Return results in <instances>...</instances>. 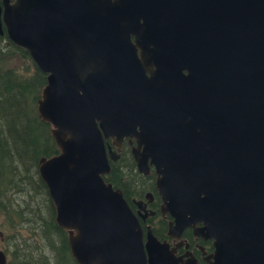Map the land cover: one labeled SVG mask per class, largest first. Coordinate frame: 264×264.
<instances>
[{
    "label": "water",
    "instance_id": "obj_1",
    "mask_svg": "<svg viewBox=\"0 0 264 264\" xmlns=\"http://www.w3.org/2000/svg\"><path fill=\"white\" fill-rule=\"evenodd\" d=\"M3 30L47 76L38 112L60 152L39 174L78 264H178L104 181V141L133 137L172 238L201 223L213 264H264V0H0ZM152 32L182 57L147 80L129 35Z\"/></svg>",
    "mask_w": 264,
    "mask_h": 264
},
{
    "label": "trees",
    "instance_id": "obj_2",
    "mask_svg": "<svg viewBox=\"0 0 264 264\" xmlns=\"http://www.w3.org/2000/svg\"><path fill=\"white\" fill-rule=\"evenodd\" d=\"M0 35V218L3 235H17L8 264H77L58 228L56 211L39 174V161L59 154L52 126L38 112L47 76L28 52ZM104 176L113 189L136 174L130 160ZM113 167V166H112ZM129 169L127 173L125 170ZM123 171V172H122ZM116 178L114 180L113 178ZM116 175V176H115ZM13 240V239H11Z\"/></svg>",
    "mask_w": 264,
    "mask_h": 264
},
{
    "label": "flooded vegetation",
    "instance_id": "obj_3",
    "mask_svg": "<svg viewBox=\"0 0 264 264\" xmlns=\"http://www.w3.org/2000/svg\"><path fill=\"white\" fill-rule=\"evenodd\" d=\"M152 33L154 34L150 35L151 38L144 41L142 46L136 43L135 35H129L131 44L135 49L132 55L135 57L134 61L135 63L137 62L138 65L135 75L139 76L141 70L144 79L147 80L157 75H155L157 72L156 61H160L159 59H161L162 55H164L163 58L166 62L169 63L175 59H181L182 57L175 56L179 50L177 40H175V43L169 42L173 48L168 51L166 47L161 49L156 46L157 41L153 38V36H156V33ZM166 73L168 76L172 74L171 71H166ZM182 73L188 76L185 70ZM115 140L114 138H109L104 141L110 166V172L108 174H113V171L119 169L123 170V160L127 159L131 161L130 163L133 165V171L136 174L118 180L120 188L117 190L122 193L128 207L137 218L142 231L143 241H146V235L150 232L160 243L168 245L178 264H213L215 252L213 240L202 238L199 236L201 233L197 231L199 228L203 227V224L198 223L195 225V228H186L179 234L181 236L178 239L170 236L173 235L170 232V228L174 226V223L173 219L167 213L161 212L164 203L157 189L156 172L153 166H149V170L146 173H141L137 169L133 155V149L138 147L136 138H123V140L116 143ZM143 148L144 146H139L138 149L142 152ZM112 157L114 159H111ZM125 171L128 173L130 170L126 169ZM113 178L114 180L116 179L114 175ZM15 236L17 235H3V233L0 232V251L3 252L6 257V264L10 262L9 254L14 253ZM66 242L69 247V232H67Z\"/></svg>",
    "mask_w": 264,
    "mask_h": 264
},
{
    "label": "rangeland",
    "instance_id": "obj_4",
    "mask_svg": "<svg viewBox=\"0 0 264 264\" xmlns=\"http://www.w3.org/2000/svg\"><path fill=\"white\" fill-rule=\"evenodd\" d=\"M2 223H3V218H0V225H3ZM0 230H5L6 231V229L3 228V226L0 228Z\"/></svg>",
    "mask_w": 264,
    "mask_h": 264
},
{
    "label": "bare ground",
    "instance_id": "obj_5",
    "mask_svg": "<svg viewBox=\"0 0 264 264\" xmlns=\"http://www.w3.org/2000/svg\"><path fill=\"white\" fill-rule=\"evenodd\" d=\"M116 190V189H115Z\"/></svg>",
    "mask_w": 264,
    "mask_h": 264
}]
</instances>
